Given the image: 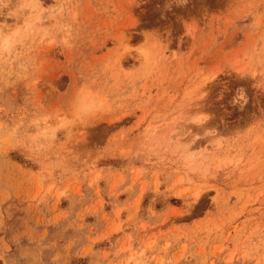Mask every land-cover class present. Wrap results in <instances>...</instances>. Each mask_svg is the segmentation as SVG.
Returning a JSON list of instances; mask_svg holds the SVG:
<instances>
[{
	"label": "rangeland",
	"instance_id": "obj_1",
	"mask_svg": "<svg viewBox=\"0 0 264 264\" xmlns=\"http://www.w3.org/2000/svg\"><path fill=\"white\" fill-rule=\"evenodd\" d=\"M0 120V264H264V0H0Z\"/></svg>",
	"mask_w": 264,
	"mask_h": 264
},
{
	"label": "bare ground",
	"instance_id": "obj_2",
	"mask_svg": "<svg viewBox=\"0 0 264 264\" xmlns=\"http://www.w3.org/2000/svg\"><path fill=\"white\" fill-rule=\"evenodd\" d=\"M1 121V120H0ZM2 126H3V124H2ZM0 130H1V123H0Z\"/></svg>",
	"mask_w": 264,
	"mask_h": 264
}]
</instances>
